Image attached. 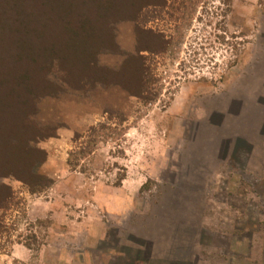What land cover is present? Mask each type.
Masks as SVG:
<instances>
[{"label": "rangeland", "instance_id": "rangeland-1", "mask_svg": "<svg viewBox=\"0 0 264 264\" xmlns=\"http://www.w3.org/2000/svg\"><path fill=\"white\" fill-rule=\"evenodd\" d=\"M37 5L1 55L53 189L0 179V264H264V0Z\"/></svg>", "mask_w": 264, "mask_h": 264}, {"label": "trees", "instance_id": "trees-1", "mask_svg": "<svg viewBox=\"0 0 264 264\" xmlns=\"http://www.w3.org/2000/svg\"><path fill=\"white\" fill-rule=\"evenodd\" d=\"M37 3L38 0H0V179L15 177L36 195L50 189L53 185V180L36 171V168L46 162L47 153L42 149L31 146V144L37 142V140L53 136L38 134L37 127L31 122L29 117L21 114L22 108H16L17 105H23L21 103L23 101L20 99L24 100V97L29 99L34 94L31 92V95H29V90L21 86L19 77L14 76L12 79L9 77L7 70H5V60L1 52L5 45H13L12 48L15 50L17 48V51L21 48L31 49L30 38L28 44V38L23 37L24 27L21 23L27 14L37 15L36 12L40 9ZM99 8L101 9V7ZM13 9H15V13L17 11V15L19 14L18 18L12 17L15 14ZM80 32L82 34L86 33L84 30ZM149 32L159 45L163 43L169 44V42H165L160 33ZM140 35L142 34L137 37L138 43L141 41ZM145 49L147 48L137 46L138 59L144 60L141 52L147 51ZM164 51L165 46H160L158 51L149 49V52L154 55ZM141 74L144 76V70H142ZM124 86L133 96L142 99V93L138 94L132 87ZM9 101L16 102L10 103ZM80 137L82 136L77 135V138ZM12 197L11 188L2 183L0 185V209ZM131 264H142V262L141 259L139 261L134 259Z\"/></svg>", "mask_w": 264, "mask_h": 264}, {"label": "crops", "instance_id": "crops-1", "mask_svg": "<svg viewBox=\"0 0 264 264\" xmlns=\"http://www.w3.org/2000/svg\"><path fill=\"white\" fill-rule=\"evenodd\" d=\"M53 186V185H52ZM51 190L53 187L50 188ZM99 240V238H98ZM99 241L102 242V239ZM112 262L110 264H131L132 260H140L142 264H169L170 262L168 260L163 259H154L150 253H148V250L145 251L141 247H133L127 245L126 247H123L122 251H119V253L112 254Z\"/></svg>", "mask_w": 264, "mask_h": 264}]
</instances>
